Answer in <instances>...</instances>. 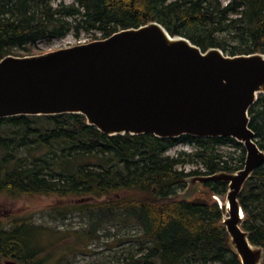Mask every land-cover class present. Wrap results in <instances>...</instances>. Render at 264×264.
Segmentation results:
<instances>
[{"label": "trees", "instance_id": "obj_1", "mask_svg": "<svg viewBox=\"0 0 264 264\" xmlns=\"http://www.w3.org/2000/svg\"><path fill=\"white\" fill-rule=\"evenodd\" d=\"M150 20L203 49L264 52V0H0V59L9 53H38L29 45L71 30L77 37L82 30L92 31V40ZM16 48L27 52L16 53ZM249 114L256 142L264 149L263 93ZM179 139L195 149L171 155L167 151ZM221 144L240 148L238 159L222 151ZM245 156L244 144L231 136L109 135L75 112L0 117V191L84 197L81 203L54 207L50 215L64 219L74 208L82 210L81 228L89 240L110 233L112 224H135L140 252L112 264H242L221 223L218 200L177 195L187 188L188 177L237 170ZM194 161L202 167H184ZM203 185L220 194L228 188L225 180ZM239 199L244 228L254 244L264 247V163L246 180ZM41 227L30 218L15 217L9 227L0 228V254L22 264H45L49 249L59 243L37 246L33 236Z\"/></svg>", "mask_w": 264, "mask_h": 264}, {"label": "water", "instance_id": "obj_2", "mask_svg": "<svg viewBox=\"0 0 264 264\" xmlns=\"http://www.w3.org/2000/svg\"><path fill=\"white\" fill-rule=\"evenodd\" d=\"M264 94V52L229 54L203 49L172 34L157 20L109 36L0 59V117L82 113L109 135L153 133L231 136L244 144V166L187 178L191 193L209 180H225L219 200L230 244L242 264H261L264 247L244 228L239 194L264 163L249 108ZM4 264H19L7 258Z\"/></svg>", "mask_w": 264, "mask_h": 264}, {"label": "rangeland", "instance_id": "obj_3", "mask_svg": "<svg viewBox=\"0 0 264 264\" xmlns=\"http://www.w3.org/2000/svg\"><path fill=\"white\" fill-rule=\"evenodd\" d=\"M54 4L60 1L72 2L74 0H52ZM226 3L228 0H222ZM93 36L92 31L82 30L80 36H76L71 30L63 37H55L53 39H42L35 44L29 45L31 51L41 52L61 46L77 43L79 41H88ZM228 41L233 42L230 37L224 34ZM16 53L27 52L26 49L16 48ZM195 145L188 140L179 139L176 144L167 151L171 155L177 154L180 150L192 151ZM222 151L227 155L232 154L236 160L240 154V148L233 145L221 144ZM202 167L200 161L187 162L184 167L187 170ZM242 167V166H240ZM192 181L188 189H182L178 193V197H191L197 199H221L224 201L226 191L223 193H212L211 189L200 185L194 193L189 191L193 188ZM106 196H102L105 198ZM217 197V198H216ZM86 199V198H85ZM84 197H68L60 195L56 192H19L9 193L0 191V228H7L11 224V220L21 217L30 218L38 224H42L39 232H35L33 236L34 242L39 247L45 245H54L49 249L48 257L45 264H99L97 261L101 259H111L110 264L117 263L116 258H124L133 253H139V243L141 238L135 234V224L121 226L119 223L111 226L110 233L105 235L101 232L102 237H96L89 240L82 232V225L85 224V217L82 210L74 208L72 212L64 219L54 218L50 215L51 209L61 204L81 203ZM126 224V222H123ZM41 226V225H40ZM120 228V232H118ZM129 232V234L120 235L121 232ZM49 247V246H48ZM41 254L46 252L41 251ZM13 258L0 254V264H4L5 259ZM15 259V258H14ZM18 259V258H17ZM16 259V260H17ZM19 260V259H18ZM20 264L21 261H19Z\"/></svg>", "mask_w": 264, "mask_h": 264}, {"label": "bare ground", "instance_id": "obj_4", "mask_svg": "<svg viewBox=\"0 0 264 264\" xmlns=\"http://www.w3.org/2000/svg\"><path fill=\"white\" fill-rule=\"evenodd\" d=\"M254 134H255V132H254ZM255 141H256V137H255ZM209 181H211V180H209ZM227 190H228V188H227ZM242 191V190H241ZM241 193V192H240ZM240 195V194H239ZM223 203H224V201H222Z\"/></svg>", "mask_w": 264, "mask_h": 264}, {"label": "flooded vegetation", "instance_id": "obj_5", "mask_svg": "<svg viewBox=\"0 0 264 264\" xmlns=\"http://www.w3.org/2000/svg\"><path fill=\"white\" fill-rule=\"evenodd\" d=\"M258 97H259V96H258ZM257 99H258V98H257ZM257 99H256V100H257ZM249 115H250V114H249ZM250 118H251V117H250ZM15 260H16V259H15ZM17 261H18V263H19L20 260H17ZM19 264H20V263H19Z\"/></svg>", "mask_w": 264, "mask_h": 264}]
</instances>
